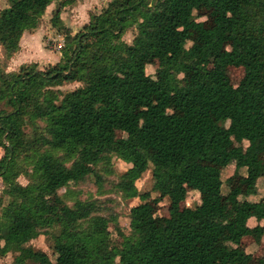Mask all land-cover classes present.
<instances>
[{"label": "trees", "instance_id": "1", "mask_svg": "<svg viewBox=\"0 0 264 264\" xmlns=\"http://www.w3.org/2000/svg\"><path fill=\"white\" fill-rule=\"evenodd\" d=\"M5 1L0 258L14 254L13 264H243L251 258L239 246L251 237L259 248L264 238V227L249 223L264 220L258 189L264 182V0H111L77 33L62 10L84 0ZM52 5L51 24L65 42L60 62L43 71L36 63L9 71L24 34L40 28ZM202 8L216 15L209 28L196 20ZM132 29L129 44L124 37ZM191 32H202L205 41L192 42ZM150 62L158 64V78L147 74ZM229 66L244 70L237 85L224 80ZM183 72L191 74L188 83ZM73 83L80 87L60 89ZM234 137L247 146H231ZM122 157L131 168L111 189L123 200L140 199L130 210L129 235L107 207L112 198L66 201L88 183L105 195L114 174L110 161ZM230 162L251 184L250 193L239 187L229 193L236 209L221 201L220 169ZM150 164L155 200L136 185ZM190 191L201 197L194 208L185 205ZM164 199L168 214L155 219V202ZM215 231L228 236L216 249ZM44 235L52 238L55 262L31 246Z\"/></svg>", "mask_w": 264, "mask_h": 264}, {"label": "rangeland", "instance_id": "2", "mask_svg": "<svg viewBox=\"0 0 264 264\" xmlns=\"http://www.w3.org/2000/svg\"><path fill=\"white\" fill-rule=\"evenodd\" d=\"M111 0H91L90 4L87 6L84 2H78L77 4L73 6L66 7L64 10H62L61 18L64 21L65 25L69 28H71L74 33L79 32L82 30V28L89 22V14L90 13H98L101 12L103 8L109 3ZM7 2L5 0H0V11L7 8ZM55 9V6L52 5L47 10L45 16L42 19V23L40 25L41 31L43 32H34V35H36V39L28 38L27 40H24V45H28V48L24 47L23 51V57L24 60L29 63H37L38 69L40 70H46L49 66H55L57 65L61 60V51L64 47V38L59 35L56 29L53 28L51 24V18L53 16V11ZM216 15L215 13L207 8H202L198 13H196V20L201 23L203 28H209L212 26L213 20L215 19ZM47 32V33H46ZM46 33V34H43ZM136 35V30L132 29L129 33H127L124 37V40L131 44L133 42V39ZM191 41L195 43L202 44L205 41V36L202 34V32H191ZM59 45L61 48H59ZM60 54V56H59ZM22 60V62L24 61ZM20 63V62H19ZM14 65H17V63H14ZM12 68V67H11ZM158 68V64L156 62H150V64L147 67V74L150 76H153L155 78H158L156 76V70ZM244 76V70L239 67L235 66H229L227 69V72L224 76V80L226 82H229L233 85L239 84L241 79ZM181 77L185 81V83H188L191 77L190 73L183 72L181 74ZM80 87L79 84L73 83V84H65L60 89L66 93L71 92L75 89ZM170 112H173L170 110ZM175 116L178 120H180L179 113H175ZM231 146H247V141L233 138L231 143ZM259 158L264 160V153L259 155ZM111 162V165L114 170V174L111 175L108 178L109 182L106 185L107 193L103 196H98L96 194L97 189L95 188L93 183H88L86 185L81 186L76 191L78 193H75L73 197H69L66 199L67 203L69 205H72L76 198H79L80 200H86L89 196H93L95 198L100 199L101 201L112 198L114 200L113 203H107V207L110 209H113L114 216L117 218L118 224L122 230V232L126 235H129L130 233V219L129 214L131 208L137 206L140 203V199H133V200H123L118 197L113 191H112V185L111 182H118L124 174L131 168V164H129L128 160L126 158H114ZM222 180H223V187H222V202L228 204L231 207H234L235 209L237 206L231 202L228 198L229 193L234 187H239L243 193H250L251 192V184L243 179H240L236 176V165L234 163H228L226 166L222 167ZM20 183L23 185H27L28 181L25 177H21L19 179ZM138 190L140 193H147L150 192L153 200H155L156 197L159 195L155 192H153V186H154V180H153V165H149V169L147 172L142 176L140 180L136 183ZM4 189V186L0 182V194L2 193ZM259 190H261L264 193V182H261L258 187ZM66 193V189L59 190L58 195H64ZM201 203V197L200 194L196 191H190L187 194V199L185 205L187 207L194 208L197 205ZM156 206V214L154 216L155 219L163 218L168 214L169 209V201L167 199H164L161 202H155ZM243 208L240 209V212ZM241 215V213L238 215V217ZM250 226L256 227H264V220L258 221L255 217L251 218ZM110 231L112 233V237L114 242H120V237H118L117 232L114 230L113 225L110 227ZM218 231V230H217ZM215 231L211 234V242L214 247V249L218 248L221 243L228 238L227 234L218 233ZM255 240L251 237H247L243 239V241L240 244V248L244 254H252L251 258H247L246 261L243 264H264V238L261 242V245L259 248L256 247ZM52 245V238L50 235H44L40 236L38 239L31 242V246L34 247L37 250L45 252L50 259L55 262L56 255L54 254L53 250L51 249ZM15 259L14 254H8L4 258H0V264H13Z\"/></svg>", "mask_w": 264, "mask_h": 264}, {"label": "crops", "instance_id": "3", "mask_svg": "<svg viewBox=\"0 0 264 264\" xmlns=\"http://www.w3.org/2000/svg\"><path fill=\"white\" fill-rule=\"evenodd\" d=\"M84 3H85V5L87 6L88 4H90V2H91V0H84L83 1ZM51 7V6H50ZM49 9V8H48ZM39 33L40 32H43V30L41 31V27L37 30ZM47 33V32H46ZM46 33H43V34H46ZM36 35H34V33H30V32H27V33H25L24 34V36H23V38H22V40H21V50L12 58V60L10 61V65H9V71H16L21 65H23V64H31V63H29V62H27V61H25L24 60V57H23V49H24V47L25 48H28L29 47V44L28 45H24V40H27L28 38H31V39H36V37H35ZM59 56H60V54H59ZM22 60H24L23 62H22ZM20 62V63H19ZM14 63H17V65H14L13 66V64ZM37 64V63H36ZM12 67V68H11ZM252 223V222H254V221H251V219H250V221H249V223ZM252 227V226H251Z\"/></svg>", "mask_w": 264, "mask_h": 264}, {"label": "built area", "instance_id": "4", "mask_svg": "<svg viewBox=\"0 0 264 264\" xmlns=\"http://www.w3.org/2000/svg\"><path fill=\"white\" fill-rule=\"evenodd\" d=\"M59 48H61V46L59 45Z\"/></svg>", "mask_w": 264, "mask_h": 264}]
</instances>
